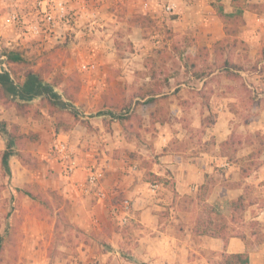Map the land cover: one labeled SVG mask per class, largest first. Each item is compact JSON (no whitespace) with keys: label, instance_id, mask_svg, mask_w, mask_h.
I'll return each instance as SVG.
<instances>
[{"label":"crops","instance_id":"1","mask_svg":"<svg viewBox=\"0 0 264 264\" xmlns=\"http://www.w3.org/2000/svg\"><path fill=\"white\" fill-rule=\"evenodd\" d=\"M163 1L147 0L140 5V0H83L82 7L70 4L76 14L70 28L77 36H90L85 38V50L96 61L105 57L103 55L121 53L115 42H132L133 51L123 57L124 74L134 70V65L139 66L138 62L148 56H156L152 46H170L173 40L163 39L164 26L175 32L174 35L189 38L190 44L183 55H194L199 47L210 48L225 37L222 23L208 0H169L175 4L176 18L162 14ZM31 2L33 0H18L17 8L29 11ZM248 2L261 4L264 0ZM223 3L225 11H231L230 0ZM10 7L9 0H0V39L4 38L7 44L21 35V29L3 22ZM142 13L154 21L153 31L146 37L147 28L136 22ZM244 19L239 37L250 46L251 54H256L258 48L264 52V13L247 10ZM93 31L99 32V46L95 45V38H91ZM62 40L51 38L46 44ZM183 69L197 79V84L178 82L162 93L168 95L165 119L158 117L157 104L159 101L161 104L164 97L156 95L159 99L150 103L154 109L147 115L149 124L142 126L127 120H124L127 125H121L109 116L105 107L101 108V113L90 115L94 103L85 100L87 91L101 83L106 86L110 69L103 66L82 76L83 93L74 104L85 109L81 118L91 128L78 123L68 133L71 144L84 160L73 174L61 177L57 191L67 206L65 215L70 224L83 237L72 243L73 247L63 255L62 264L64 261L69 264H110L113 261L120 264H213L222 252H247L248 264H264V236L260 242H256L251 233L246 234V239L230 237L224 242L218 237L195 235L189 212L178 209L175 201V194L194 196L205 183L211 190L207 199L211 204L227 203L242 195L247 186H264V163L241 174V167L254 152L252 142L243 139L260 128L264 132V102L254 100L251 109L255 114L242 120V109H233L236 99L227 90L222 92L223 88L211 90L206 98L189 95L188 91L206 90L207 78L215 74V69L201 78L194 77L189 68L186 70L183 66ZM209 117L212 119L206 123ZM107 121L111 129H106ZM199 131L201 137L195 141L193 133ZM235 133L242 134L239 135L242 141L236 145V150L223 151L220 144L233 139ZM95 158L104 169L102 188L106 199L100 202L92 192L80 187L87 173L86 166L93 165ZM153 183L157 188L151 187ZM125 198L132 203V219L124 228H116L114 219L119 217L120 204ZM253 203L249 206L256 204ZM256 214L251 219L261 224L264 212L256 211ZM261 231L264 235V229Z\"/></svg>","mask_w":264,"mask_h":264},{"label":"rangeland","instance_id":"2","mask_svg":"<svg viewBox=\"0 0 264 264\" xmlns=\"http://www.w3.org/2000/svg\"><path fill=\"white\" fill-rule=\"evenodd\" d=\"M145 1L147 0H140V5H143ZM208 1L211 4L213 0ZM254 4L257 6L249 10L250 12L264 13V3ZM213 12L215 14L214 9ZM173 16L176 18L178 14H173L170 17ZM136 22L147 28L144 31L147 33L145 37L151 35L154 21L148 15L139 14ZM98 28L100 29V26ZM164 28H162L164 29L163 39L174 40L175 32L166 26ZM98 33L93 31L91 37L95 38L96 46L101 43L100 40H97L99 39ZM64 35L65 40L56 41L52 45H47V41L31 37L24 32V29H21L19 38L9 41L10 44H7L4 38L0 39V62L3 61L4 49L19 51L24 59V62L17 65L20 69L19 72L22 73L26 69L32 68L37 69L46 81H54L57 78V81L60 82L55 86L56 91L72 95L74 100L71 102L73 105L71 108L77 114L75 116L69 110L59 111L57 108L50 111L46 102L35 99L30 102L28 112L22 115L10 103L0 100V119L6 121L9 134L35 133L37 135L31 140L23 136L16 138L13 146L15 154L9 158V174L4 173L0 161V264H62L63 255H66L68 249L73 247L72 243L83 237V235L77 234L70 224L65 215L67 206L57 191L61 177H65L66 174L63 172V165L55 149V142L58 139L67 138L68 143L72 145L68 135L71 129L68 133L56 134L55 124L57 121H61L63 128L65 126L70 128L80 123L83 115L81 113L85 109L74 103L83 93L82 86L85 81L81 78L85 73H89L95 68L100 70L103 66L110 69L107 73V85L103 86L101 83L94 90H88L85 100L94 103L90 115L101 113V108L105 107L113 115L110 117L116 118L123 126L127 124L125 121L119 120L120 115L131 116L127 122L132 121L136 126L149 124L147 115L151 109H154V106L146 103L145 100L155 81L159 80L160 83H165L164 79L168 77L167 83L162 86L160 93L169 91V87L178 82L197 84V79L191 78L188 73L184 72V60L171 49L173 42L168 48L167 46L157 48L152 46L151 49L157 55L148 56L142 62H138L139 66L134 65V70L124 74L121 68L125 61L123 57L126 56L125 53L133 51L132 42L129 43L126 40L115 42L121 53L117 52L114 56L103 55L107 58L103 57L96 61L85 50L87 42L85 38L90 36L86 34L77 36L72 28L64 30ZM239 39L241 38L239 37ZM179 47L186 50L184 43ZM109 49L107 48V50ZM250 50V46L243 41L226 48L221 55L214 56L212 60L214 61L215 74L208 76L207 89L200 93L188 91L189 95L192 98L195 96L206 98L211 90L223 88L222 92L227 90L236 99L233 109H242V120L249 119L251 115L255 114V111L251 109L253 101L264 102V52L258 48V52L253 55L249 52ZM102 54L99 55L102 56ZM225 59L234 66L232 70L222 69L221 64ZM83 64H89L87 69L81 68ZM149 67L157 73L155 81L150 77L152 70ZM165 98L168 99V95L162 99L161 104L160 101L157 103L160 119H165L168 113ZM211 119L212 117H209L205 122L208 123ZM108 127L111 129L110 123L107 121L106 129ZM262 130L260 128L243 139V141L252 142L253 145L254 152L250 156V162L248 161V169L253 166L259 167L261 163H264V132ZM41 132L42 134L39 136ZM239 135L242 134L235 133L236 141H242ZM193 137L197 141L201 137V132H194ZM6 139V135L0 133V159L1 153L5 149ZM72 147L74 149L73 145ZM74 152L79 163L84 160L83 156L75 149ZM95 159L94 164L100 165L99 160ZM244 164L246 165L247 162ZM246 193H248L247 199L256 202L255 205L248 206L243 213L245 223L239 228L248 234L256 227L260 228L256 224L252 225L256 220L251 218L257 215L256 211L264 212V186L262 184L257 187L247 186ZM179 202L178 199V209L185 212ZM214 205L222 214H229L227 203L222 202ZM261 218L264 219V216L261 215ZM114 222L116 228L126 226L118 224V218H115ZM260 225L264 227V220ZM103 249H105L104 246ZM63 263L69 264L66 261ZM110 264H120V262L113 261Z\"/></svg>","mask_w":264,"mask_h":264},{"label":"trees","instance_id":"3","mask_svg":"<svg viewBox=\"0 0 264 264\" xmlns=\"http://www.w3.org/2000/svg\"><path fill=\"white\" fill-rule=\"evenodd\" d=\"M217 18L221 21L225 37L216 41L211 48L201 46L197 49L194 55L184 54V49H181L180 44H185L187 48L190 44L188 37H179L175 35V39L172 41L171 49L174 50L177 55L183 59V65L185 69L189 68L191 74L196 78L208 76L214 69L213 60L214 56L221 55L226 48L235 46L237 42H243L238 37V33L241 27L245 24L244 12L254 8V3H249L247 0H230L231 11H225L223 0L211 1ZM189 42V43H188ZM183 46V45H182ZM3 54L6 56L5 64L6 69L0 72V100L4 103H10L17 109L19 114L25 115L28 112L29 104L31 101L38 99L39 101L46 102V106L52 111L54 108L57 110H69L71 114L77 115L72 110V101L74 98L71 94L58 93L55 86L58 82L57 78L54 81H46L41 73L37 69L28 68L22 73L17 65L24 62V59L19 51L16 49H4ZM220 67V66H219ZM222 69L232 70L234 66L228 60H223L221 64ZM151 71V79L155 81L156 72L153 68L149 67ZM168 77L164 79L165 83H160L159 80L155 81L148 94L146 103H152L157 100L156 95L161 94L160 97H165L160 90L162 86L167 83ZM156 96V97H155ZM109 116L111 113H109ZM120 121L129 120L131 116L120 115ZM78 120V119H76ZM80 123L89 127V124L81 119ZM72 127V126H71ZM65 126L62 127V122L57 121L55 124V133H68L71 129ZM0 133H4L7 137L5 143V149L1 153V165L4 173H10L9 158L15 154L13 146L18 136L27 137L28 140L34 139L37 135L35 133L28 134H9L7 123L0 119ZM240 141L229 139L223 141L220 145L223 151L236 150V145ZM247 164L241 167V174L245 175L248 169ZM250 162V161H249ZM159 179L158 177H155ZM247 187L242 195L235 199H231L227 202L228 215L222 214L218 208L207 201L210 194V189L207 183L199 187L196 195H183L179 196L175 194V201L179 199L182 210L189 212L190 218L193 220V233L195 235H207L211 237L221 238L224 242L230 237H239L246 239L247 235L242 229V224L245 223L243 213L247 207L253 202L247 199L246 193ZM178 204V203H177ZM256 224L260 228L251 231V234L255 236L256 242H260L263 239V233L261 229H264L258 221H255L252 225ZM251 227V226H250ZM260 230V231H259ZM213 264H248V253H226L222 252L220 259H217Z\"/></svg>","mask_w":264,"mask_h":264},{"label":"built area","instance_id":"4","mask_svg":"<svg viewBox=\"0 0 264 264\" xmlns=\"http://www.w3.org/2000/svg\"><path fill=\"white\" fill-rule=\"evenodd\" d=\"M11 9L6 13L3 22L6 26L15 29H24V32L40 41L54 38L55 40H65L64 30L70 28L76 21V14L70 4L83 6V0H33L30 3V10L22 12L17 8L18 0H9ZM146 5V3H145ZM175 4L167 1L161 5L162 14L172 16ZM0 62V72L6 69L5 58ZM5 57V58H4ZM89 64L81 65L83 70ZM55 149L63 165V172L70 176L79 167L78 158L75 155L72 145L67 138L58 139L55 142ZM86 176L80 187L83 191L92 192L97 201L106 199V192L102 188L104 169L100 165L93 164L86 166ZM153 189L157 184H151ZM132 203L129 199L122 200L119 209L118 222L120 225H127L132 219Z\"/></svg>","mask_w":264,"mask_h":264}]
</instances>
